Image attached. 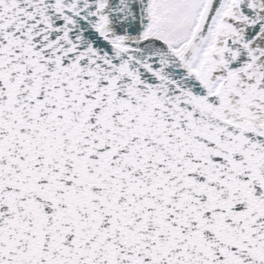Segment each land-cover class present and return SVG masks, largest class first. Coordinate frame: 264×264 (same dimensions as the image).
<instances>
[{
	"label": "snow or ice",
	"instance_id": "1",
	"mask_svg": "<svg viewBox=\"0 0 264 264\" xmlns=\"http://www.w3.org/2000/svg\"><path fill=\"white\" fill-rule=\"evenodd\" d=\"M0 264H264V0H0Z\"/></svg>",
	"mask_w": 264,
	"mask_h": 264
}]
</instances>
